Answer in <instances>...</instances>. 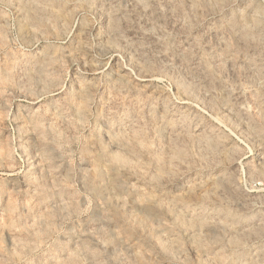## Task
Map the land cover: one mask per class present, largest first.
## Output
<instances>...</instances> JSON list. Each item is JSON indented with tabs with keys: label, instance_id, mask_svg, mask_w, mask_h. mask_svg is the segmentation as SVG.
Listing matches in <instances>:
<instances>
[{
	"label": "rangeland",
	"instance_id": "rangeland-1",
	"mask_svg": "<svg viewBox=\"0 0 264 264\" xmlns=\"http://www.w3.org/2000/svg\"><path fill=\"white\" fill-rule=\"evenodd\" d=\"M0 264H264V0H0Z\"/></svg>",
	"mask_w": 264,
	"mask_h": 264
}]
</instances>
